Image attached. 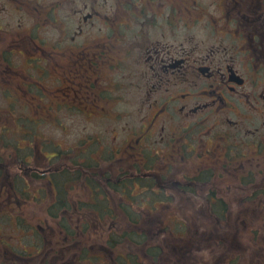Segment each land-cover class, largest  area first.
Wrapping results in <instances>:
<instances>
[{"label":"flooded vegetation","instance_id":"flooded-vegetation-1","mask_svg":"<svg viewBox=\"0 0 264 264\" xmlns=\"http://www.w3.org/2000/svg\"><path fill=\"white\" fill-rule=\"evenodd\" d=\"M197 2L111 0V5H108L107 0H84L83 5L74 10L81 19L75 29L76 35L97 30V19L102 20L98 32H106L97 40L84 38L75 44V34L71 36L70 43L59 39L51 51L52 75L65 83L63 88H70L68 92L79 94L78 91L84 88L83 94L90 97L93 89L100 85L98 70L102 65L111 67L113 61L108 56L118 51L120 35L117 37V33L112 35L109 31L134 29L137 35L146 36L149 32H144L145 28L157 27L165 20L166 23L170 21V25H177L176 28L190 27V24L197 26L203 20L201 37L191 35L181 41L178 39V44L157 39L148 48L146 59L152 70L151 76L153 80L158 79V83L153 82L147 91L149 99H152L153 113L149 124H143L146 126L144 135L136 138L137 156L144 157L145 150L151 149V155L156 154L153 157L162 158L160 167L143 168L140 173L145 178L154 179L149 182L153 191L147 199L154 206L169 207L173 203L224 206L227 207L225 211L214 212L212 209V214H207L213 218L223 215L231 222L232 233H236L240 221L246 222L239 219L241 214L247 217L251 208L264 206V0H212L207 7L201 3L197 6ZM171 17L175 19L172 21ZM50 21L55 29L61 30V36L74 26L55 16V10L50 12ZM36 25L38 19L33 24L34 30ZM89 27L91 29H87ZM2 29L10 32L8 27H0ZM15 31L18 32L5 37L8 45L1 47L0 41V94L8 102L0 107V113L9 111L12 103H20L21 98L26 99L25 62L36 64L38 72V56H26L24 43L25 37H29L37 55L38 36L22 33L19 28ZM14 55L20 56L22 62H15ZM75 72H78L77 78L74 77ZM163 84L166 85L165 95L158 94ZM177 88L181 91L177 92ZM57 91H60L59 87ZM68 92L63 93L68 95ZM164 113L173 125L167 133H163L165 126L154 127L157 125L155 120ZM5 124L9 123L0 118V125ZM156 128L163 131L158 140L161 146L154 151L144 146L142 140H148ZM191 144L194 147H190ZM190 156L199 160L193 167L187 166L185 161ZM203 156L206 158L201 161ZM169 159L175 167L167 165ZM206 161H210V165L202 167ZM38 182H41L40 178ZM9 185L6 181L1 185V190H6V198L10 196ZM41 189L38 187V198H41ZM231 207H245L246 212L232 215ZM158 215L155 212L148 215L143 222L144 233L154 234L155 216ZM215 244L214 249L217 250ZM190 246L194 251L201 248L195 246L191 239L189 242L184 240L182 246L168 245L166 255L157 264H195L186 261L187 254L193 252ZM142 250H134L132 257H123L126 263L117 264H154L158 248L151 244ZM215 250L211 251V255H215L213 264H217L221 256L219 252L216 256ZM144 252H148L147 256ZM238 253L235 251L232 255ZM263 253L264 245L256 254L258 264H264ZM234 256H230L232 263L235 262L232 260H235Z\"/></svg>","mask_w":264,"mask_h":264},{"label":"rangeland","instance_id":"rangeland-1","mask_svg":"<svg viewBox=\"0 0 264 264\" xmlns=\"http://www.w3.org/2000/svg\"><path fill=\"white\" fill-rule=\"evenodd\" d=\"M197 1L199 3L197 6H201V3L207 7L210 6L212 0ZM107 2L108 5H111V0H107ZM83 3L84 0H0V27H8V30H10V32L0 30L1 47L8 45L9 41L6 43L5 37L18 32L15 31L18 28L20 32L23 31L22 33L38 36L37 55L31 39L27 36L24 39L26 56H38V74L41 72V67H45L51 72L47 76L43 73L44 78H38V88H42L47 96H52L56 94L55 92H58L57 97H55L56 102L60 101V98L64 100L62 106H59L60 109L53 112L56 121L50 120L32 127L37 132L35 139L31 142L33 148L34 146L35 148L38 147V136L50 137L55 144H58L59 149H72V147H76L77 144L90 138V136L99 137L100 142L97 141V144L100 147L108 145L113 148L128 150L125 156L118 154L111 157V154L109 158V154H103L109 159L102 160L99 166L103 167L104 171L109 172L113 178H116L119 172L123 171L126 175L130 173L129 169H132L130 158L135 159V153L138 150L136 148L137 144L135 147L132 146L133 155L129 142L140 136L142 129L146 128L143 124H149L150 119H152L153 110L150 106L152 99H149L147 91L153 82L158 83V79L154 78L155 80H153L151 76L152 70L146 59L148 48L155 44L157 39L167 40V43L170 44H178V39L181 41L191 35H194L195 38L201 37L204 33L201 31L204 28L203 20L201 23H197V26L190 24V27L179 28H176L177 25L171 24V26L170 21L166 23L165 20L162 24L159 23L157 27L145 28L144 32H149L146 36L137 35L134 29L124 32L109 31L110 34L115 35L117 33V37L118 35L120 37H118V51L112 54L111 57L108 56L113 61V65L109 68L102 65L98 70L100 77L97 79L100 85L97 90L107 95L102 98L97 97L96 99L93 97L90 99L89 95L83 94L85 92L84 88L78 91L79 94L68 92L67 89L70 88H63L65 83L52 75L51 62V51L59 39L63 38V43H70L71 36L75 34V44L78 41L82 42L84 38H91L90 41L97 40L100 34L106 32H98V27L102 26V20L97 19V30H88L83 35H76L75 29H77L81 19L78 14L74 13V10L80 8ZM52 10H55V16L58 18H64L74 24V26L69 27L68 32H65V36H61V30L55 29L51 24L50 12ZM36 12L37 15L35 16ZM36 19H38V25L35 26L34 30L33 24ZM174 19L175 17H171L172 21ZM180 22L183 23L184 20L181 19ZM87 29H91V27ZM93 48L94 46L91 47V50ZM23 56L26 59V56ZM14 58H16L14 59L15 62H22L20 56L14 55ZM49 62H51V65ZM29 65L30 62L26 61L23 68ZM94 76H96L95 73ZM57 87L60 88V91H57ZM180 91L177 88V92ZM63 92H68V98H65ZM158 94H167L165 84L162 85ZM49 98L51 97H45L44 105L49 104ZM7 103L0 94V107H4ZM34 109L31 108V110ZM28 114L32 115L34 112L28 111ZM170 121V117L164 113L155 120L157 125L154 127L165 126V130H161L163 133H167L173 126L170 125ZM12 129H16V127H10L9 135L0 141V149L7 148L3 147L6 143L10 146L9 150H5V157L4 160L0 161V166L2 164L7 165L5 167L9 168L7 174L10 179L22 178L21 183L24 182V184L21 192L17 188L15 192L12 191L13 193L9 198L5 197L6 190L2 191L0 188V264H63L67 262L73 264H117L126 254H133L134 250L143 252L142 248L151 244L158 248L155 253L156 260L152 262L157 264L166 255L168 245L178 244L182 246L183 241L188 240L189 242V239L193 241L195 246H201L197 251H194V248L190 246L193 252L187 254L186 261L189 263L213 264L215 255L212 256L211 251L215 250L216 240L215 248L217 250H215V253L216 256L218 252L221 255L217 264H258L256 254L259 248L264 245V206L251 208L247 217H245V214H241V211L242 213L246 212L245 207L229 208L232 215L239 213L242 215L239 219H245L246 221L243 223L240 221L238 224L240 227L236 233H232V224L227 218L221 217L222 219L218 220L210 217L207 213L205 214L208 210L207 207L177 203H173L169 207L165 205L151 207V213L160 214L155 216L154 234L144 233L142 235L143 239L138 245H136L134 239L131 241L126 240V244L129 243V245H126L127 248L125 249L119 245L117 240L119 229H128L132 223L124 220L123 216L117 217V219L111 217L119 214L111 213V215L98 217L99 215L92 214V212L85 215L83 210L75 212L71 207H67L58 212L57 216L50 217L47 209L53 202L56 191L53 190L52 183L47 179L38 182V177L33 175L32 169L38 173V164H35V159L38 160V154L32 156L34 160L29 161V164L34 167L27 169L28 163L22 160V155L13 150L15 147H13ZM161 130L156 128L148 140L143 139L144 146L153 148L154 151L157 150L156 148L161 146L158 143ZM19 142H21V146L24 144H22L23 141ZM31 143H26V147ZM190 147H194V145L191 144ZM155 155L154 153L153 156ZM156 158L154 165L160 167L159 162L162 158ZM204 158L206 156H203L201 161H204ZM69 159L66 158V155H63L61 159L39 160L43 161L42 166H47L51 163L55 165L60 162L63 165ZM185 161L187 166L193 167L199 160L190 156ZM97 162L98 160L95 161L94 165ZM167 165L175 167L170 159ZM209 165L210 161L202 163V167ZM118 166L122 170H119ZM94 167L90 170L97 173L98 170ZM87 171H81L82 177L83 173ZM36 175L38 176V174ZM74 183V186L68 188V192L70 191L69 201L77 206V204L86 200L85 205H87L84 206L87 207V211L91 208L88 194L90 196L92 192L94 194L98 193L101 187L93 189L85 182ZM38 187L44 188L42 194H40L41 198H38ZM13 189L14 186L12 185ZM132 190L135 194V199L132 200L135 218L143 223L150 214L145 215L143 210L146 203L149 204L147 199H150L151 193L148 192L147 194L140 185H134ZM189 193L191 194V192ZM100 196V198L104 197L103 194H100ZM105 197L107 196L105 195ZM109 200L112 203H118L114 202L111 196H109ZM113 206L116 207V205ZM111 208L113 209V207ZM178 220H181L182 223L179 224ZM60 223L72 225V228L77 232V238L76 236L72 238L63 237L61 231L63 232L65 228ZM83 228L86 232L83 231ZM183 235L185 238H180ZM104 246L106 247L105 250ZM83 248L87 249L83 250ZM59 249H61V252ZM235 251L239 253L234 256L232 254ZM178 252L176 250V253ZM147 253L144 252L146 256ZM83 254H85V257H82ZM230 256L235 257V260L232 258L235 262L230 261Z\"/></svg>","mask_w":264,"mask_h":264},{"label":"trees","instance_id":"trees-1","mask_svg":"<svg viewBox=\"0 0 264 264\" xmlns=\"http://www.w3.org/2000/svg\"><path fill=\"white\" fill-rule=\"evenodd\" d=\"M75 54V52L73 53ZM76 58V55H74ZM30 62V61H29ZM51 65V62H49ZM43 69V70H42ZM45 69V72H44ZM76 70V69H75ZM26 73V80L27 83L24 86L26 90L25 98L22 99L20 103H12L11 108L6 113H0V118L4 119L5 122L9 124L0 125V141L5 139V136L9 135L10 133V127H16V129L11 130V135L14 136L13 140V147H15L13 150H16L18 154L22 155V160H24L26 163H28L26 166L27 169L33 168V165L29 164V161L34 160L32 156L38 154V160L35 159V164H38V173L33 170V175L35 177H38L43 181L44 179H47L50 183H52L53 190L56 191L55 198L51 205L48 207V213L50 217L57 216V213L61 210L71 207L75 212H80V210H83V214L87 215L92 212L95 215H99L98 217H104L106 215H111V213L119 214L117 216H111L112 218L117 217H124V220H127V222H131L132 224L129 226L128 229L126 228H120L119 234L117 240L119 241V245L122 248H127L129 243L126 244V240L131 241L132 239L135 240L136 245L140 244L143 237L142 235L144 232L142 231L143 224L142 221L140 222L135 218V213L133 210L132 200L135 199V194L133 192V186L134 185H140L141 187H147L148 189L145 190L148 194V191L151 193L153 191V186L149 184V182H153L154 179L152 178H145V175L140 174L143 168H153L154 163L156 162V157H153L150 153L151 149L145 150V156L139 157L137 156V153H135V159L131 157L132 165L129 169L130 173L127 175L123 173V171L118 173L116 175V178H113L109 172H106L103 170V167H100L99 164L102 162V160H107L110 158L111 154L113 157L114 155L122 154L126 155V152L128 150L124 148H113L112 146H102L97 144V141L100 142L99 137H93L90 136V138L83 140L80 144H77L76 147H72V149H59L58 144H55L51 138L49 137H40L38 136V147L33 148V144L31 143L32 140L36 137V130L35 128H32L34 126H38L39 123L43 124L50 120L56 121V117L53 114V112L59 110V106H62L63 99L60 98V101L56 102V98L58 95V92H55L56 94L52 96H47L45 91L42 90V88H38V78H44L43 73H45V76L50 75L51 72L45 67H41V72L38 74L37 72V65L31 64L26 67L25 70ZM78 72H75V78H77ZM74 78V80H75ZM81 83V82H80ZM76 86V84L74 85ZM91 93V92H90ZM107 95V94H106ZM105 93L102 91H98L97 89L92 91L90 94V99L95 97H106ZM45 97H51L49 98V104L44 105V101H46ZM65 98H68L67 95H65ZM43 103V104H42ZM38 106V108H37ZM29 108V109H28ZM31 108H35L34 110H31ZM29 112H34V114H28ZM11 123H10V121ZM146 128L142 129V134L144 135V131ZM136 138L134 141L130 140L131 144V152L134 155V151H132V146L135 147L136 145ZM22 146H21V142ZM26 143H31L26 147ZM41 144V145H40ZM3 147L0 149V161L2 159L4 160L5 157V150H9V145L4 144ZM28 149V151H27ZM47 150V151H44ZM53 150V151H52ZM39 151V152H38ZM109 154V158L105 157L103 154ZM63 155H66V158H70L69 161L66 162V164L62 162L58 164H48L47 166H42L41 160L47 161L51 159H61ZM84 156V157H83ZM41 159V160H39ZM84 159V160H83ZM98 162L94 165L95 161ZM144 161V163H142ZM7 165L2 164L0 166V188L1 185H3V181L9 182V194L11 195L13 192L16 191L18 188L21 192V188L23 187V183H21L22 178H14L10 179L8 176L7 170L9 168L5 167ZM93 166L96 167L98 171L95 173L94 171L90 170L93 169ZM9 167V166H8ZM94 167V169H95ZM25 168V167H23ZM40 168V169H39ZM119 170H122L121 167L118 166ZM86 171L83 173V177L81 174V171ZM38 174V176L36 175ZM110 176V177H109ZM94 177V178H93ZM74 182H85L88 183L93 189H96V187L100 188L98 193H91L89 196L88 194V200L89 205H91V208L86 211L85 207V201L80 202L77 204V206L73 205L69 200V192L68 188L71 186H74ZM12 185L14 186V189L12 190ZM42 188L41 190H43ZM100 194H103V198H100ZM105 195L107 197H105ZM151 195V194H150ZM109 196H111L114 200V202L118 203H112L111 200H109ZM156 196L155 194L153 195ZM108 198V199H107ZM85 205V206H84ZM113 205H116L113 206ZM113 207V209L111 208ZM151 207H154V204L152 202L146 203L145 209L143 210L145 212V215L150 212ZM149 208V210H147ZM227 207L221 206L218 208H215L216 211L220 212L222 210H226ZM142 211V213H144ZM123 214V215H120ZM224 214V213H221ZM223 216V215H222ZM108 220V219H107ZM106 220V222H107ZM114 221V219H113ZM110 222V221H109ZM62 227L65 228L63 230L62 236L65 238L68 237H75L77 238V232L72 228V225H66L61 224ZM136 230V231H135ZM83 231L85 229L83 228ZM86 232V231H85ZM125 238H124V237ZM116 237V236H115ZM43 238V237H42ZM124 238V239H119ZM116 241V240H115ZM38 242V240H37ZM35 246V245H34ZM71 246V245H69ZM37 247V246H35ZM87 249V248H83ZM129 249V248H128ZM25 253V252H24ZM17 254V253H16ZM85 257V254H83ZM125 256L132 257V253L126 254ZM120 262L126 263L125 259H121Z\"/></svg>","mask_w":264,"mask_h":264}]
</instances>
